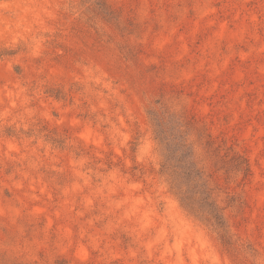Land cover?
<instances>
[{
	"label": "rangeland",
	"instance_id": "obj_1",
	"mask_svg": "<svg viewBox=\"0 0 264 264\" xmlns=\"http://www.w3.org/2000/svg\"><path fill=\"white\" fill-rule=\"evenodd\" d=\"M0 264H264V0H0Z\"/></svg>",
	"mask_w": 264,
	"mask_h": 264
},
{
	"label": "trees",
	"instance_id": "obj_2",
	"mask_svg": "<svg viewBox=\"0 0 264 264\" xmlns=\"http://www.w3.org/2000/svg\"><path fill=\"white\" fill-rule=\"evenodd\" d=\"M171 189L175 191V195L179 197L182 207L186 211H188L190 214L194 215L196 218L199 219V215L197 214L198 211L195 207L194 202L192 201L191 198L186 196V192H184V190L180 186V179L172 177ZM202 218H203V221H206L207 223L210 222L208 218H205V217H202Z\"/></svg>",
	"mask_w": 264,
	"mask_h": 264
}]
</instances>
